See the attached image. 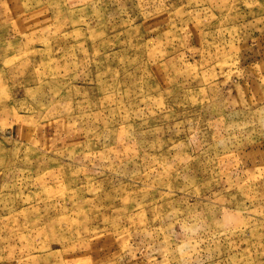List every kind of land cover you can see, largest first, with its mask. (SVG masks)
I'll return each instance as SVG.
<instances>
[{"label":"rangeland","instance_id":"374dc122","mask_svg":"<svg viewBox=\"0 0 264 264\" xmlns=\"http://www.w3.org/2000/svg\"><path fill=\"white\" fill-rule=\"evenodd\" d=\"M0 264H264V0H0Z\"/></svg>","mask_w":264,"mask_h":264}]
</instances>
